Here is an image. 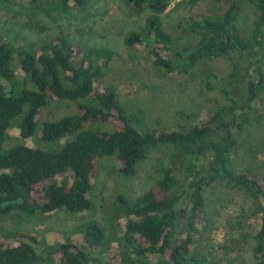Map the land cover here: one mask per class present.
<instances>
[{"label": "trees", "instance_id": "obj_1", "mask_svg": "<svg viewBox=\"0 0 264 264\" xmlns=\"http://www.w3.org/2000/svg\"><path fill=\"white\" fill-rule=\"evenodd\" d=\"M99 1L50 0L47 7L86 14ZM174 1L124 0L134 13H150L145 27L126 37L127 48L147 50L153 65L168 74H190L202 62L234 55L254 57L258 73L257 82H248L246 99L240 105L205 110L201 123L188 129L138 130L118 101L117 88L107 84L114 61L111 51L86 48L66 34L27 47L0 41V218L14 213L51 215L61 211L81 215L93 209L90 194L101 158L115 157L119 173L133 177L139 163L161 158L160 147H174L171 165L161 166L162 176L149 190L136 200L117 195L114 210L121 220V236L110 240L98 221H85L75 233L62 234L58 244L50 247L48 261L182 264L192 260L198 226L208 212V190L220 185L250 205L248 226L257 225L250 252L254 264H264V176L231 166L237 153L235 122L237 118L247 120L264 89V0L190 1L188 24L195 41L189 45H180L161 21ZM43 3L31 0L30 8L35 11ZM243 3L253 6L257 15L255 28L247 36L239 25ZM5 83L9 86H3ZM28 83L33 90L27 88ZM53 100L76 103L77 112L44 122L42 140L54 143L65 135H75V140L58 153L27 145L4 150L11 123L24 108L28 107V113L19 126L20 136L28 139L40 111ZM227 117L234 119L227 121ZM107 123L113 130L94 129ZM207 155V166L190 169L187 188L179 194L178 165ZM188 191L191 207L187 224L180 227L179 204ZM37 243L29 232L0 238V264H43L46 259L37 253ZM113 243L111 259H101Z\"/></svg>", "mask_w": 264, "mask_h": 264}, {"label": "rangeland", "instance_id": "obj_2", "mask_svg": "<svg viewBox=\"0 0 264 264\" xmlns=\"http://www.w3.org/2000/svg\"><path fill=\"white\" fill-rule=\"evenodd\" d=\"M190 1L175 0L161 16L163 26L180 45L195 41L188 24ZM43 2L42 7L32 11L31 0H0V41L27 47L66 34L86 48L113 52L114 61L107 74V84L117 88L118 101L141 132L149 129H188L200 124L203 111H214L220 105H240L246 99L248 82L258 81L255 58L251 55L205 61L191 75L168 74L156 68L147 50H131L125 45L130 33L145 27L150 13L136 14L124 0H100L86 14L65 12L56 6L49 8L50 0ZM256 21L255 8L243 3L239 25L244 35L247 36L255 28ZM3 86H9V83ZM27 88L34 89L31 83ZM76 112V103L51 101L37 116L33 135L24 139L20 136L19 126L28 113L26 106L11 123L3 144L4 150L12 145H27L49 153L62 151L76 136L65 135L54 143H46L42 140V125L46 121L74 116ZM247 117L245 122L237 118L233 128L237 153L231 160V166L239 171L253 170L264 176V89L259 92L256 109ZM230 119L234 117H227V121ZM94 129L111 131L113 125L97 124ZM160 148L161 158L154 157L139 163L138 172L133 177L119 173L115 157L101 158L100 172L93 179L94 188L90 194L93 209L81 215L65 211L51 215L14 213L0 218V238L11 233L29 232L38 241L34 245L37 253L46 259L43 264H60L57 260H47L50 247L58 244L62 234L75 233L85 221H98L106 229L110 240L121 236V220L114 210L116 197L124 195L136 200L157 182L162 176L161 166L171 165L174 154L172 146ZM208 155L197 156L178 165L177 177L182 184L179 194L187 188L190 169L206 167ZM208 193V212L198 226L193 259L182 264H254L250 247L257 225L248 226V217H252L248 209L250 205L243 197L227 192L220 185L209 189ZM190 207L188 191L179 204L180 227L187 224ZM185 236L182 232V237ZM115 246L113 243L100 258L109 261ZM92 256L98 257L95 254Z\"/></svg>", "mask_w": 264, "mask_h": 264}]
</instances>
